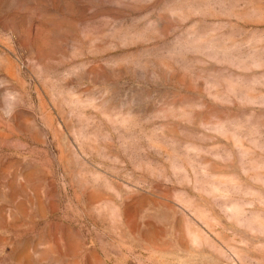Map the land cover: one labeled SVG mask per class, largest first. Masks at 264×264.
Here are the masks:
<instances>
[{
    "label": "rangeland",
    "instance_id": "1",
    "mask_svg": "<svg viewBox=\"0 0 264 264\" xmlns=\"http://www.w3.org/2000/svg\"><path fill=\"white\" fill-rule=\"evenodd\" d=\"M0 264H264V0H0Z\"/></svg>",
    "mask_w": 264,
    "mask_h": 264
}]
</instances>
